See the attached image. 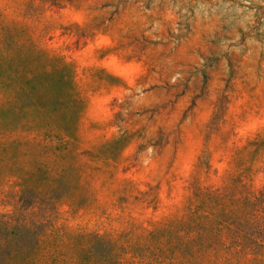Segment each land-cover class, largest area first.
<instances>
[{"label":"rangeland","instance_id":"obj_1","mask_svg":"<svg viewBox=\"0 0 264 264\" xmlns=\"http://www.w3.org/2000/svg\"><path fill=\"white\" fill-rule=\"evenodd\" d=\"M21 195L125 262L190 224L198 264H264V0H0V212Z\"/></svg>","mask_w":264,"mask_h":264},{"label":"trees","instance_id":"obj_2","mask_svg":"<svg viewBox=\"0 0 264 264\" xmlns=\"http://www.w3.org/2000/svg\"><path fill=\"white\" fill-rule=\"evenodd\" d=\"M37 199L21 195L13 211L0 212V264H92L91 258L101 256L99 250L108 247L105 256L111 259V264H198L194 254L210 251L204 243L191 238L190 224L186 223L187 229L171 231L181 235V239L157 243L158 251L152 253V259L144 258L139 263L125 262L115 241L103 234L77 233L70 236L68 231L61 229L48 234L49 226L45 222L48 217L43 212L50 206L40 203L39 197ZM100 245L104 247H98ZM171 247L173 249L169 253ZM242 247L243 244H237V252L232 259L222 253L213 264H239ZM164 253L167 254L164 256ZM209 259L205 260L206 264H210Z\"/></svg>","mask_w":264,"mask_h":264}]
</instances>
